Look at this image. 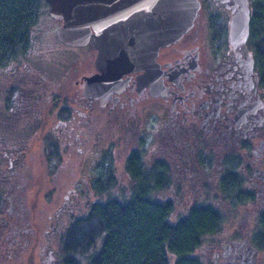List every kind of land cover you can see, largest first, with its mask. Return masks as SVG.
<instances>
[{
  "label": "flooded vegetation",
  "instance_id": "flooded-vegetation-1",
  "mask_svg": "<svg viewBox=\"0 0 264 264\" xmlns=\"http://www.w3.org/2000/svg\"><path fill=\"white\" fill-rule=\"evenodd\" d=\"M18 1L24 5L12 3L0 26V264H12L31 235L23 215L28 181L16 183L30 173V142L39 146L52 178L65 161L73 167L68 181L78 186L89 185L85 178L92 175L95 190L111 171L114 187H129L127 167L140 161L143 172L161 176L160 191L174 205L185 193L189 205L208 202L224 216L236 207L254 209L222 232L211 254L213 263L264 264V82L253 43L256 0H245L248 34L237 43L230 24L242 0H199L191 26L160 45L151 66L124 71L100 95L83 93L84 77L99 71L91 41L75 46L61 65L53 51L64 43L44 38L43 0ZM50 128L54 132L44 130ZM60 228V221L48 223L34 239L48 264H60L51 248Z\"/></svg>",
  "mask_w": 264,
  "mask_h": 264
},
{
  "label": "trees",
  "instance_id": "trees-1",
  "mask_svg": "<svg viewBox=\"0 0 264 264\" xmlns=\"http://www.w3.org/2000/svg\"><path fill=\"white\" fill-rule=\"evenodd\" d=\"M45 9L48 4L44 1ZM24 5L18 0H0V26L5 27V10ZM253 26L254 49L259 56V80L264 82V0H256ZM53 20V18L51 17ZM46 144L48 153L54 143ZM52 163V161L50 160ZM140 161L127 167L132 184L114 187L115 178L94 190L84 214L71 218L60 228V264H204L196 254L204 236L215 232L223 219L222 210L208 202H196L171 214L175 205L160 189L159 174L143 172Z\"/></svg>",
  "mask_w": 264,
  "mask_h": 264
},
{
  "label": "water",
  "instance_id": "water-1",
  "mask_svg": "<svg viewBox=\"0 0 264 264\" xmlns=\"http://www.w3.org/2000/svg\"><path fill=\"white\" fill-rule=\"evenodd\" d=\"M58 21L54 34L64 44L96 50L98 72L84 77L83 93L100 95L112 89L121 73L152 65L160 45L177 39L192 24L199 0H44ZM248 8L232 16L230 38L244 41ZM150 65V66H151Z\"/></svg>",
  "mask_w": 264,
  "mask_h": 264
},
{
  "label": "rangeland",
  "instance_id": "rangeland-1",
  "mask_svg": "<svg viewBox=\"0 0 264 264\" xmlns=\"http://www.w3.org/2000/svg\"><path fill=\"white\" fill-rule=\"evenodd\" d=\"M57 24L58 21L55 19L52 20L48 14V10L45 9L44 28L46 29V32L44 38L46 42L54 43L57 41L54 34ZM75 48V46L65 44L58 45L55 43L53 56H59L60 63L62 65L63 61L69 60L71 58ZM44 130L48 132H54L51 128ZM28 154L31 155L28 161L30 173L28 176L18 177L16 179V183L18 187H25L27 184L26 181H28L27 194L25 193L26 199L23 208V215L30 222L28 225V230L29 234L31 233V235L30 238L25 242L23 251L16 253L15 256H13L14 258L12 257V260H14L12 261V264H48L46 261V252L43 254H40L39 252V250H41L40 246L42 244H38L36 240L34 241V239H37L38 235H41V232L43 231L40 230L41 227L45 225V228H47L48 223L55 224L60 221L62 228V225H65L71 218L84 213L87 210L88 202L91 199L97 198L98 194H96L92 187L90 188V184L93 180L92 175H87V178H85L86 181L88 180L89 185L78 186L79 183H71L68 181L67 174L70 173V168L72 169L73 167H71L70 163L64 161L60 166V171L55 173L54 178H52L50 175L51 173L47 172L46 170L47 165L46 167L42 165V155L39 146H37L36 143H29ZM52 164L53 163L51 162L49 163V170H51ZM90 165L91 164H89V166ZM119 165L120 164L118 163L116 165L117 168L115 167L116 172L120 170ZM40 171L43 172L42 175L37 173ZM80 175L81 173H78L76 176L79 178L78 180H80ZM12 179L14 181L15 177ZM75 187L77 188L75 189ZM8 190L9 189L6 190L5 194H9ZM185 196L187 197V194L185 193L179 196V200L175 204V209L171 214V220H175L179 212L185 209L191 202H188ZM191 196V193H189L188 197ZM246 211L253 213L254 209L241 207L231 209L230 213H225L220 230L204 236L202 243L199 245L198 249H196V254L202 258L204 264H219L213 263L211 251L214 249L216 244H220L221 237L223 235L222 232L234 226L236 222L240 220V216H247L248 213L244 214ZM58 212H60L59 215H57ZM246 223L247 222H245L243 226H246ZM55 233H57V231H55ZM51 248L55 250L56 259L58 260V241L57 243L54 241L51 245Z\"/></svg>",
  "mask_w": 264,
  "mask_h": 264
}]
</instances>
